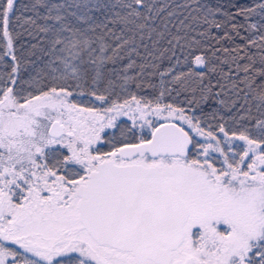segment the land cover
<instances>
[{"label":"snow or ice","instance_id":"obj_1","mask_svg":"<svg viewBox=\"0 0 264 264\" xmlns=\"http://www.w3.org/2000/svg\"><path fill=\"white\" fill-rule=\"evenodd\" d=\"M0 264H264V0H0Z\"/></svg>","mask_w":264,"mask_h":264}]
</instances>
